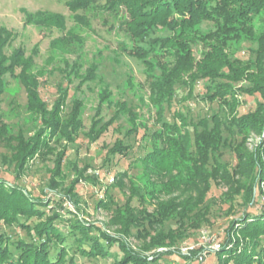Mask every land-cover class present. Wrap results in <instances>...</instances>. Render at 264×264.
<instances>
[{
	"label": "trees",
	"instance_id": "1",
	"mask_svg": "<svg viewBox=\"0 0 264 264\" xmlns=\"http://www.w3.org/2000/svg\"><path fill=\"white\" fill-rule=\"evenodd\" d=\"M65 3L75 13V20L83 25L91 26V19L80 11H91L94 15L108 12L117 19L124 36L118 50L144 63L156 119L161 126L150 135L152 150L137 159L142 164L144 181L136 182L128 171L115 175L116 182L122 186L127 178L128 195L123 206L117 205L112 210L107 227H112L113 233L81 218L64 219L63 201L35 196L20 183L0 178V225L15 226L24 232L14 237L0 231V264H74L75 259L69 257L66 246L69 237L74 238L75 251L82 255L106 257L108 247L117 242L123 255L111 264H150L178 252L175 244L189 228L198 230L204 222H209L206 199L213 182L226 187L222 196L230 208H234L239 197L253 205L258 184L262 199L264 0H65ZM28 16L29 21L34 18L46 25L66 27V18L60 13L39 10ZM205 21L214 26L205 29ZM11 36L8 29L0 30V50L10 42ZM75 38L80 36L69 29L52 44L64 46ZM244 42L251 43L247 47L248 57L236 54ZM195 48L199 49V58ZM7 60L1 52L0 103L6 91L4 76L10 73L25 88L27 107L36 114L38 123L37 130L28 138L22 132L13 135L6 124H0V142L10 153L5 159L15 164L17 179L36 155L45 158L55 153L52 138L58 136L67 143L75 142L83 126L82 102L75 101L74 107L65 113L70 85L61 82L60 94L49 106L40 94L39 77L31 71L32 59L24 57V49L17 48ZM94 69L89 70L86 79L94 77ZM199 80L207 81L204 97L217 100L225 108V116L216 112L193 122L179 109L174 111L173 122L165 121L166 105L173 104L177 84L186 86L188 95L192 96ZM243 95L254 96L256 106L241 114ZM119 110L130 114L132 119L136 117L127 104L122 103ZM114 121L112 118L102 123L101 118L94 119L87 132L88 139L94 141ZM191 124L193 132L189 129ZM136 131L138 128L133 127L127 134ZM224 132L240 138L233 147L237 158L234 166L222 161V148L227 146ZM252 135L260 139L250 150L247 143ZM129 149L130 145L119 139L108 153L125 155ZM64 154V150L56 154L50 173L48 187L56 194ZM83 179L88 178L83 170L78 171L64 194L73 199L76 184ZM73 201L77 206L76 200ZM98 204L112 208L104 199ZM169 220H176L178 226L166 231L164 225ZM133 228L137 230L135 234ZM227 231L222 248L215 252L217 264H264V204L259 213L246 211L234 219ZM130 236L139 239V247L131 244ZM55 244L60 249L52 258ZM159 247L165 249L155 251L154 257L146 254ZM201 249L183 256L194 259Z\"/></svg>",
	"mask_w": 264,
	"mask_h": 264
},
{
	"label": "rangeland",
	"instance_id": "2",
	"mask_svg": "<svg viewBox=\"0 0 264 264\" xmlns=\"http://www.w3.org/2000/svg\"><path fill=\"white\" fill-rule=\"evenodd\" d=\"M39 10L64 15L65 29L37 22L34 18L29 21L28 13L33 14ZM80 12L90 17L91 26L77 22L74 18L75 13L68 8L65 0H0V30L5 28L12 34L10 42L2 47L0 53L6 55L9 61L17 48L24 49V57L32 59L31 71L39 77L40 94L49 106L60 94L59 84L64 82L65 85H70L64 112L68 113L75 101L82 102L80 119L83 123L75 142L67 143L66 139H59L58 136L52 138L51 145L55 153H50L45 158L36 155L28 162V169L17 179L15 164L5 159L10 154L9 150L4 143L0 142V178L10 183H20L35 196L63 201L64 219L74 216L95 223L113 233V228L107 227L112 210L117 205L123 206L128 195L127 178L123 180L122 186L116 182L115 175L128 171L136 182L144 181L142 164L137 159L152 150L153 140L150 135L160 128L161 124L156 119V106L151 99L144 63L118 50V44L124 36L118 28L117 19L108 12L97 15L91 11ZM213 26V23L209 21L203 23L205 29ZM69 29L80 38H75L64 46H53L52 41L66 34ZM250 44V42H244L239 45L236 54L248 57L247 47ZM195 53L199 58L198 48H195ZM91 68H95L94 77L86 79ZM19 70L18 68L17 72ZM65 72L69 75L65 76ZM84 78L86 80H83ZM4 80L6 91L0 103V124H6L13 135L22 132L28 138L37 130L36 114L28 109L27 94L18 78L7 73ZM206 83V80H199L192 96L188 95L189 89L186 86L177 84L173 104L170 107L166 105L163 119L173 122L174 111L179 109L186 112L193 122L204 116L210 117L216 112L224 117L225 108L217 100L210 101L204 97ZM102 95L105 97L102 98ZM241 99L242 104L239 108L241 114L255 108L254 96L243 95ZM122 103L133 108L136 113L135 118L132 119L130 114L119 110ZM98 118L102 119V123L112 118L115 121L94 141H90L87 132L93 120ZM133 127L138 128V131L127 134ZM189 129L193 132L192 124ZM224 137L227 140V146L222 148V161L234 166L237 158L233 147L240 138L227 132H224ZM119 139L123 140L124 144L130 145L128 154H109V148ZM259 139L258 135H252L249 138L247 145L250 150L254 149ZM63 150L65 154L61 172L57 178L59 187L56 194L48 187L50 173L54 167L56 154ZM82 170L88 179L80 180L76 184L72 194V198L78 204L76 206L73 199L66 196V191L77 176V172ZM111 176L114 177L113 182L108 181ZM262 185L264 188V184ZM225 190L224 185L213 182L206 199V205L210 209L209 222H204L198 230L189 228L186 235L179 238L175 244L178 252L166 255L150 264H217L215 252H210L204 260H199L198 256L187 259L183 255L188 254H183L181 247L188 243L195 245L196 249L202 248L201 232L203 230L215 234V238L223 244L227 238L228 227L234 219L241 217L246 211L259 213L264 204V197L260 199L259 184L256 186L253 205H248L242 197H239L234 203V208H230V203L223 200L222 193ZM100 199L107 200L112 208L99 206ZM134 203L137 205V200ZM58 224L62 225L63 222ZM177 226L176 220H169L165 223L164 229L168 231ZM0 231H5L14 237L24 235V232L17 227L4 224L0 225ZM132 231L135 234L137 230L133 228ZM73 241L74 238L69 237L66 246L69 257L73 256L75 259L74 264H111L123 255L119 244L114 242L108 247L106 257L85 256L75 251L77 244ZM129 241L133 246H140L139 239L134 236H130ZM59 249L60 245L53 246L52 258L56 256ZM164 249L165 247H159L146 254L152 258L155 251Z\"/></svg>",
	"mask_w": 264,
	"mask_h": 264
},
{
	"label": "built area",
	"instance_id": "3",
	"mask_svg": "<svg viewBox=\"0 0 264 264\" xmlns=\"http://www.w3.org/2000/svg\"><path fill=\"white\" fill-rule=\"evenodd\" d=\"M108 181L113 182L114 177L111 176L108 179ZM201 244L203 246H202V249L198 253L199 260H204L210 252H217L218 250L222 248V243L218 241V239L215 238V234L210 233L208 230H203L201 232ZM195 249H196L195 245L188 244V243H186V245L181 247L182 253L188 254V255H190L191 251Z\"/></svg>",
	"mask_w": 264,
	"mask_h": 264
}]
</instances>
